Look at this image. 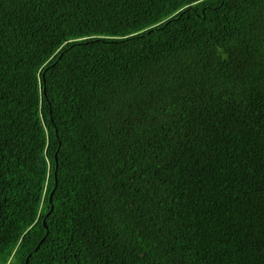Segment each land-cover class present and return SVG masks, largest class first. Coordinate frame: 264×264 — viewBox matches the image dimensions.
<instances>
[{
    "label": "trees",
    "instance_id": "obj_1",
    "mask_svg": "<svg viewBox=\"0 0 264 264\" xmlns=\"http://www.w3.org/2000/svg\"><path fill=\"white\" fill-rule=\"evenodd\" d=\"M0 264H264V0H0Z\"/></svg>",
    "mask_w": 264,
    "mask_h": 264
}]
</instances>
